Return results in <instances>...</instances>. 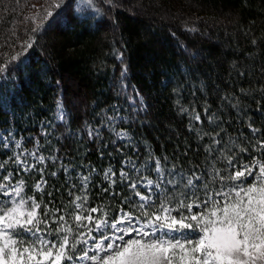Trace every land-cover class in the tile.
<instances>
[{
  "label": "trees",
  "instance_id": "16d2710c",
  "mask_svg": "<svg viewBox=\"0 0 264 264\" xmlns=\"http://www.w3.org/2000/svg\"><path fill=\"white\" fill-rule=\"evenodd\" d=\"M2 132L43 160L24 171L0 142V184L11 177L40 205L57 243L61 228L70 240L94 227L78 226L81 212L109 223L155 213L132 185L156 161L179 177L168 205L197 213L244 165L264 163V0H0Z\"/></svg>",
  "mask_w": 264,
  "mask_h": 264
},
{
  "label": "snow or ice",
  "instance_id": "6c2138e0",
  "mask_svg": "<svg viewBox=\"0 0 264 264\" xmlns=\"http://www.w3.org/2000/svg\"><path fill=\"white\" fill-rule=\"evenodd\" d=\"M59 6V4L56 5V7ZM48 15H51V12ZM254 167H258L259 172L255 183L251 186L236 185L227 192H218L217 195L223 197L220 201H213L211 197H208L203 203H210V209L199 214L185 216L180 213L179 217L173 216L172 212L179 211L181 208H186L191 213L193 204L178 200L174 207H169L164 201L171 200V197L165 193L155 213L149 215L148 212H144L148 220L139 228L133 226L131 213H126L123 218L112 223L106 219L94 221L91 214L84 216L82 212L75 215L73 219L80 227L84 226L80 224L81 221L94 223V227L85 233L90 239H96L92 236L93 231L102 232L103 239L93 246L94 250L110 253L106 258L89 257L85 250L78 259L96 260L97 264H264V163L256 161L252 167L244 165V170L237 171L229 179L239 180L245 172L252 175ZM156 171L161 173L158 180L162 182L164 177L159 161H156ZM153 183L152 180L147 181L148 186H152ZM168 183L175 184L176 181L170 179ZM186 183L187 186L193 187L191 177L187 178ZM6 187L0 184V193L6 196L21 195L22 187H15L12 192L5 191ZM132 187H135V184ZM156 187L159 188L160 183H156ZM137 195L140 194L137 193ZM190 195L196 196V193L193 192ZM140 199L147 201L149 198L140 196ZM5 203L9 202L0 201V205ZM27 204L28 200L21 198L16 207L0 208V241H2L0 264H46L49 260L52 264H62L65 260L72 261L71 253L76 250L77 244L86 245L87 240L79 237L78 240L70 243L67 234L73 231L71 227L58 230L65 233L58 243L44 239L40 235V225L46 221L41 220L36 211L40 205L33 200L29 209L25 211ZM76 207L85 211L83 205L78 204ZM140 207L143 208L144 205L141 204ZM86 211L95 213L98 210L91 208ZM192 222H195V227L201 233L200 236L193 238L188 233H183L182 236L172 235V233H182L184 229H193ZM125 223L126 228L117 227ZM17 228L23 229L35 239L27 245L22 238L12 239L10 232L17 237L20 236L16 233ZM103 229H115L126 234L136 231L143 238L153 236L155 239H134L121 246L116 245L114 241L122 240V236H109L103 233ZM145 229H151V231ZM157 232L161 235L156 236ZM104 240L113 242L105 246Z\"/></svg>",
  "mask_w": 264,
  "mask_h": 264
},
{
  "label": "rangeland",
  "instance_id": "374dc122",
  "mask_svg": "<svg viewBox=\"0 0 264 264\" xmlns=\"http://www.w3.org/2000/svg\"><path fill=\"white\" fill-rule=\"evenodd\" d=\"M134 4H130V6L128 8L129 12L134 11V9H135ZM135 11H136V9H135ZM77 89H78L77 86H73L72 91L73 90L76 91ZM74 98L77 99V100H75L74 104H79V102L81 100V94L80 93L75 94ZM64 115H65L64 110L61 108L60 111L58 112V118L62 121L64 119ZM0 142L5 144V146L7 148H9V147L10 148L12 147V149L14 148L16 159L18 160V164L21 167H23L24 171L33 169L39 162H41L43 160V159H41L40 155L37 153L36 150H34V151L23 150L22 149V145H23L22 142L18 141L14 137V135L11 133H5V132L0 133ZM160 167H161V165H160ZM161 169H162V167H161ZM252 169H253L252 175L247 174L246 177H240L239 180L233 179L232 182H230L231 184L230 183L226 184L229 186H225L223 189L216 191L210 195L206 194L205 199L207 200L208 197H211V199L213 201H220L223 199V197L220 195H217L218 192H221V191L227 192V191H229L230 188H232L233 186H236V185L251 186V184L256 182L255 178L259 175L258 167H254ZM162 174H163L164 179L161 182L158 180L161 173H158L156 171V167H155V169L153 170V172L151 174H149V172H144V173H142V176L139 177L138 180L134 182L135 187H138L141 190V192L139 193L140 195L139 196L137 195V197H138L140 205L141 204L144 205V207L142 209H145V211L149 207H151L153 204H156L157 208H158L160 203L163 201V192L165 191L164 187L165 186L167 187L169 185L168 181L170 179H175V181H177L179 178L177 175L167 176L163 169H162ZM148 180H152L154 182L152 186L147 185ZM156 183H160L159 188L156 187ZM2 184L7 186L5 188V191H8V192H12L15 187H21L11 177H7ZM140 196H146L149 199L147 201H143L140 199ZM21 198L28 200V204L25 205V209H24L25 211H27L31 204H30L29 199L24 196L23 189H22L21 195L19 197L15 196V195L6 196V195H3L2 193H0V201L9 202V203H5L3 205H0V208L8 209L11 207H16L17 203L21 200ZM164 202L169 204V201H164ZM210 206H211L210 203L209 204L202 203L199 205V207H197V205H196L198 212L195 214H199V213L208 211L210 209ZM173 212H172V215H173ZM125 214L126 213H121L119 215L118 219L123 218L125 216ZM149 215H151V214H149ZM147 220H148V217H146V216L144 217V219H137V218L133 217V226L135 228H139ZM192 223L194 224L193 229H185V230H183L182 233H172V235L182 236L183 233H188L193 238L200 236L201 233L195 227V222H192ZM117 227L118 228H121V227L126 228L127 224L125 223V224L117 225ZM145 230L149 231V232L151 231V229H145ZM102 231H103V233H107L109 236H113V237L122 236L123 237L122 240L116 239L114 241V243L116 245H121V246L125 245L126 242H131L134 239H147V240L155 239V237H153V236H148L147 238H143V237L139 236L136 231H132L130 234H126L124 232H118L115 229H111V230L110 229H103ZM16 233H19L20 236L17 237V235H15L12 232H10L9 235L11 236L12 239L22 238L25 242V245L30 244L35 239V237H32L29 233L24 232L23 229L17 228ZM85 233H87V232H85ZM85 233H83L80 236L70 237V240L74 241V240H78L79 237H83L84 239L87 240V244L86 245L83 244V245L85 247V250L88 252L89 257L98 256V257L106 258L110 254L109 252L96 251L93 248L94 245L98 244L103 239L102 232H97V231L92 232V236L96 237L95 240L90 239L87 235H85ZM40 235L46 240H50V241L55 242L52 237L49 238V237L45 236L42 232L40 233ZM160 235H161L160 232L156 233V236H160ZM112 242L113 241H110V240H104L103 241L105 246L109 243H112ZM0 244H2V241H0ZM46 264H52V261L49 260L46 262ZM71 264H97V261L92 260V259L80 260L77 258L75 261L71 262Z\"/></svg>",
  "mask_w": 264,
  "mask_h": 264
}]
</instances>
